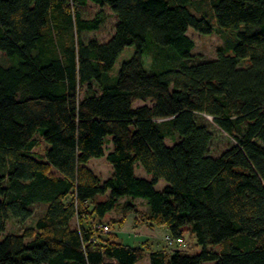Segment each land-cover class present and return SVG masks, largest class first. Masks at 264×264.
Here are the masks:
<instances>
[{
	"label": "trees",
	"instance_id": "obj_1",
	"mask_svg": "<svg viewBox=\"0 0 264 264\" xmlns=\"http://www.w3.org/2000/svg\"><path fill=\"white\" fill-rule=\"evenodd\" d=\"M0 52V264H264V0H0ZM111 212L196 251L117 242Z\"/></svg>",
	"mask_w": 264,
	"mask_h": 264
},
{
	"label": "rangeland",
	"instance_id": "obj_2",
	"mask_svg": "<svg viewBox=\"0 0 264 264\" xmlns=\"http://www.w3.org/2000/svg\"><path fill=\"white\" fill-rule=\"evenodd\" d=\"M206 8V7H205ZM204 10H207L204 9ZM106 13V20L104 24L101 26V28L96 32L91 33H85L84 39H92L95 38L101 42H106L110 39V37L114 34L115 30V24H116V17L115 15L108 9H105ZM188 36L191 37L195 42V48L193 50V56H195V61L198 60H212L216 58L217 51L219 48L224 47V40L219 35H202L196 32L193 29H189ZM129 52H127L124 55V58L128 56ZM0 63L8 64L9 60L7 57L0 52ZM211 121V118H208ZM214 140L211 145V154L213 156H219L222 152H224L226 149H228L232 145V141L230 138L220 132V130L215 128L214 130ZM109 147V146H108ZM108 150V149H107ZM90 167L94 170V172L99 175L102 179H107L112 171V166L105 158L100 159H93L91 160ZM140 175H143L144 177H147V175L143 172V170L140 171ZM166 185L165 181H161L160 184L156 187L158 190H161L162 187ZM139 209L144 211L145 206L140 205ZM113 218H120V215L118 213H114L112 215ZM31 224V222H28L25 224L24 227H27ZM110 224V223H108ZM111 225V224H110ZM23 226L18 224L15 221L10 220L7 224L6 232H19ZM118 227L115 229L117 232V236L119 238V241H123L124 243H128L132 246H142V244H138L140 241H144L143 239H140V241L135 238V235L128 234L127 232H124L123 229ZM138 240V241H135ZM164 242L161 240L157 242V244H154V249H164ZM185 248L187 247L189 252H195L197 245L195 238L191 237V235H186V243H183ZM144 246V244H143Z\"/></svg>",
	"mask_w": 264,
	"mask_h": 264
},
{
	"label": "crops",
	"instance_id": "obj_3",
	"mask_svg": "<svg viewBox=\"0 0 264 264\" xmlns=\"http://www.w3.org/2000/svg\"><path fill=\"white\" fill-rule=\"evenodd\" d=\"M136 203L138 205L141 204L139 200L136 201ZM114 213L115 212H111L102 221L105 223H110V221H112L113 219L116 221V223H113V224L110 223V224L112 226V229L114 230V233L116 234L115 239L117 240V242L124 243L122 240L119 241L117 232L115 231V229L120 227L121 229H123L124 232H127L128 234H131V235H135V238H137L139 241L140 239L145 240V242L144 241L138 242V244H142V246L144 244V246L146 247L148 246L152 250H161V249H154L155 248L154 244L155 243L157 244V242L162 240L165 243L164 246L166 247L165 237L169 235V232L167 231L165 227H150L142 219L141 215L132 214V213L127 214V215H122L118 213L120 215V218H113L112 215ZM138 240H135V241H138ZM124 244L129 245L128 243H124ZM176 249L182 250L183 247L178 246V248ZM145 263H147V261Z\"/></svg>",
	"mask_w": 264,
	"mask_h": 264
},
{
	"label": "built area",
	"instance_id": "obj_4",
	"mask_svg": "<svg viewBox=\"0 0 264 264\" xmlns=\"http://www.w3.org/2000/svg\"><path fill=\"white\" fill-rule=\"evenodd\" d=\"M97 228L102 229V231L106 234L112 233V231L108 225H101V226H98ZM165 240L169 244V246H172V247L178 248V246H180V247L184 246V244H183L184 241L182 239L173 240L170 236H166Z\"/></svg>",
	"mask_w": 264,
	"mask_h": 264
}]
</instances>
